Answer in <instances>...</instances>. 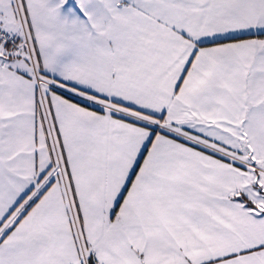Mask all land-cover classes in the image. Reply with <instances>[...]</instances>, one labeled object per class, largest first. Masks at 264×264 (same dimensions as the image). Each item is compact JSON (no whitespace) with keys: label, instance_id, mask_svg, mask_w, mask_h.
Returning <instances> with one entry per match:
<instances>
[{"label":"snow or ice","instance_id":"obj_1","mask_svg":"<svg viewBox=\"0 0 264 264\" xmlns=\"http://www.w3.org/2000/svg\"><path fill=\"white\" fill-rule=\"evenodd\" d=\"M0 264H264V0H0Z\"/></svg>","mask_w":264,"mask_h":264}]
</instances>
